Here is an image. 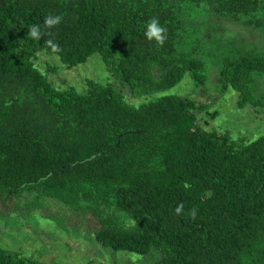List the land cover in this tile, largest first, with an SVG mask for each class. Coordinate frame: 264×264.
I'll return each instance as SVG.
<instances>
[{"label":"trees","instance_id":"trees-1","mask_svg":"<svg viewBox=\"0 0 264 264\" xmlns=\"http://www.w3.org/2000/svg\"><path fill=\"white\" fill-rule=\"evenodd\" d=\"M49 15L61 23L47 28ZM153 19L163 44L146 36ZM44 52L67 68L99 54L133 100L91 80L55 87L36 66ZM213 69L219 93L264 110V0H0V206L24 198L27 216L55 201L73 228L114 251H159L156 264H264V135L206 130L199 116L218 112L189 97L135 103L186 75L205 86ZM0 264L41 263L0 248Z\"/></svg>","mask_w":264,"mask_h":264},{"label":"rangeland","instance_id":"rangeland-1","mask_svg":"<svg viewBox=\"0 0 264 264\" xmlns=\"http://www.w3.org/2000/svg\"><path fill=\"white\" fill-rule=\"evenodd\" d=\"M224 25L227 30L225 34L231 38L238 36L240 44L245 40L249 48L256 44V33L250 32L251 29ZM36 66L59 89L73 87L83 92L85 81L91 80L110 85L117 91L122 90L126 98L133 100L130 98L129 87L123 86L107 71L99 54L89 57L85 64L67 68L58 56L44 52L38 55ZM49 67L55 72L48 73ZM262 82L264 78L261 84ZM218 87L217 71L213 69L205 86L197 87L191 76L186 75L173 88L158 92L146 100L138 99L135 103L140 105L144 101L166 95L189 97L197 103L208 105L211 113L218 112L215 119L206 114L199 116L200 123L206 130L215 129L220 134H229L234 140L245 138L253 141L264 135V110L256 114L250 106L239 108L238 93L230 89L223 95L218 92ZM260 93L264 94V85ZM205 122L209 125H205ZM27 202L24 198L10 202L13 205L11 210L0 206V248L20 253L41 264H156L161 257L156 250L149 255H138L114 251L101 245L93 234L69 225L65 217L66 214L71 216L70 212L60 208L62 205L55 201H45L44 212L37 210L27 216L14 208V204L22 207Z\"/></svg>","mask_w":264,"mask_h":264},{"label":"clouds","instance_id":"clouds-1","mask_svg":"<svg viewBox=\"0 0 264 264\" xmlns=\"http://www.w3.org/2000/svg\"><path fill=\"white\" fill-rule=\"evenodd\" d=\"M62 17L61 16H52L49 15L45 18V26L47 28H52L55 27L57 25H59L61 23ZM166 29L162 26L159 25L158 20L153 19L150 24L148 25L147 28V32H146V36L148 37L149 40L151 39H155L159 44H163L164 40H165V33ZM29 35L33 38V39H37L40 37L41 32L39 29L38 25H32L29 29ZM47 45L49 47L52 48L53 52H59L60 48L59 45L53 43V41L51 39H49L47 42ZM185 187H188V185H185ZM208 197L210 198L212 193L209 191L207 193ZM183 211V204L181 203L180 205H178L175 209V213L177 215L181 214ZM189 215L192 217V219H195L196 217V210L193 209L191 210V212L189 213Z\"/></svg>","mask_w":264,"mask_h":264}]
</instances>
